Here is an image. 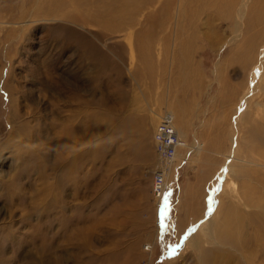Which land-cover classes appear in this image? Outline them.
<instances>
[{
	"label": "rangeland",
	"instance_id": "rangeland-1",
	"mask_svg": "<svg viewBox=\"0 0 264 264\" xmlns=\"http://www.w3.org/2000/svg\"><path fill=\"white\" fill-rule=\"evenodd\" d=\"M263 45L264 0H0V264H197L194 226L217 239L203 229L228 203H264ZM12 105L43 130L37 143L11 129ZM164 111L184 125L180 142L202 147L182 144L174 166L153 147ZM85 113L88 126L66 135ZM65 135L74 175L60 198ZM155 169L166 171L158 205ZM243 229V247H216L219 264H264V232Z\"/></svg>",
	"mask_w": 264,
	"mask_h": 264
},
{
	"label": "bare ground",
	"instance_id": "bare-ground-1",
	"mask_svg": "<svg viewBox=\"0 0 264 264\" xmlns=\"http://www.w3.org/2000/svg\"><path fill=\"white\" fill-rule=\"evenodd\" d=\"M234 1H237V0H234ZM168 2V1H167ZM170 2V1H169ZM171 3V2H170ZM169 4V3H168ZM263 8V7H262ZM259 10V9H258ZM261 11V10H259ZM256 12H254L255 14ZM263 13V12H262ZM70 19V18H69ZM27 22V21H26ZM125 22V21H124ZM129 22V21H128ZM72 23V22H71ZM80 25H83L81 24V21L79 23ZM110 24V23H109ZM122 24V23H121ZM20 25V24H19ZM79 25V26H80ZM130 25V24H129ZM84 26V25H83ZM116 28V27H114ZM120 28V27H119ZM64 30L65 27L63 28ZM115 30V29H113ZM112 30V31H113ZM76 35V34H75ZM257 40V39H256ZM261 40V39H260ZM254 41V40H253ZM261 42V41H260ZM258 42H255L254 45H257ZM261 44H263V42H261ZM260 45V44H259ZM258 46V45H257ZM251 47H253V44L251 45ZM262 49H261V54H260V59H259V62L261 64V66L263 67L262 69H264V45L261 46ZM256 49H258L256 47ZM259 55V54H258ZM257 55V56H258ZM262 56V57H261ZM254 58H255V55H254ZM256 59V58H255ZM258 59V58H257ZM256 59V60H257ZM256 63V62H255ZM262 71V70H261ZM259 80V79H258ZM253 81V80H252ZM255 82V81H253ZM7 88V87H6ZM250 89V88H249ZM7 91H8V88H7ZM250 93L251 95L255 93L254 90L248 92ZM264 94V93H263ZM248 99L250 98H247V97H244V99L241 100V103L242 101H248ZM261 100H264L261 99ZM260 100V101H261ZM244 103V102H243ZM242 103V105H243ZM14 104V103H13ZM257 105L260 104L259 102L256 103ZM264 104V103H263ZM54 112V111H53ZM55 114L57 112H54ZM163 113H166V114H170L169 112L167 111H164L162 112ZM161 114V115H162ZM14 111H13V105H12V108H11V119H10V124H11V129H13V127L17 128L19 130V135L21 138L25 139V141L27 142L26 140V137L28 136H34L36 137V143H37V140L40 139L39 136H41L40 134H42L43 130L41 129V127L37 124V122L35 121V123H33V125H30L29 122L27 121H21L19 119L16 120V118H14ZM58 115V114H57ZM160 115V117H161ZM85 116L87 117L86 113L85 115L82 117V119H80V121L77 123V126H74L73 124L71 125H68L67 129H66V135L70 136L72 135V133H77V130L79 129V127L83 128L84 126H88V123L86 122V118ZM171 116V114H170ZM152 119V118H151ZM159 120V118H158ZM169 124L171 126V128L174 130V132L176 133V139H177V142L174 146V150H173V153L172 155L169 157V158H165V157H162L161 156V159H162V165H164L165 163H174L173 166L175 165V161L177 159H181L179 158V155H181L180 153L178 154L177 151L178 149H180L182 147V144L183 146H186L185 148L187 149H195V151H199V150H202V147L200 145H198L196 142H193L191 145L189 144H186L185 141H179V139L177 138V136L180 138V139H183V140H186V133H185V128H184V125L183 124H178V123H173V118L171 116V118H169ZM157 125V124H156ZM66 127V126H65ZM156 128V127H155ZM256 128V127H255ZM254 128V129H255ZM258 128V127H257ZM257 128L255 130H257ZM155 133V132H154ZM153 133V135H154ZM79 134V133H78ZM77 134V135H78ZM123 134H125L123 132ZM62 136V140H63V143L64 145L62 146V149L59 150V151H56V153H58V157H59V164L58 166L56 167V174H54V177L56 179V192H55V195L56 197H62L61 195L63 194V189H64V186L66 185V183L73 177L74 173H73V168H70V165H71V162H73L74 159H70L68 158L65 154L60 156V152H63V147H66L71 150L72 149V142L70 141V139L68 138V136ZM10 142H13V143H16V145L18 146V149L20 150H25L26 148H28V144L26 142H22L21 140H10ZM66 143V145H65ZM30 144V143H29ZM62 144V143H61ZM34 146V145H33ZM33 146L31 148H33ZM236 146V145H235ZM28 152V151H27ZM34 151H32L33 153ZM44 151H41V150H36V153L35 155H31L32 156V159H36L35 156H46L44 153ZM18 153V152H17ZM157 153V152H156ZM27 154V153H26ZM158 155V154H157ZM185 155V153H184ZM30 156V155H29ZM28 156V157H29ZM159 156V155H158ZM76 158V157H75ZM228 160H230L231 158H233V156H227ZM33 159V161H34ZM30 161V160H29ZM36 161V160H35ZM25 162V161H23ZM62 162V163H60ZM30 165V164H29ZM33 166V165H32ZM30 167V166H28ZM60 167V168H59ZM171 167V166H170ZM156 170V169H155ZM160 170V169H159ZM167 178V177H166ZM163 183V185H162ZM162 183L160 184L159 188L156 189L157 190V196L155 198V205H158V203H160V200L162 199V194L163 192L165 191L164 189V180L162 181ZM55 184V183H54ZM53 185V184H52ZM168 185V183H167ZM54 187V186H53ZM167 187V186H166ZM55 188V187H54ZM245 188H248V190L250 191V187H241V190L243 191V193L246 192ZM51 189V188H50ZM55 190V189H54ZM65 190V189H64ZM247 190V191H248ZM51 191V190H50ZM158 191H160V193L158 194ZM259 191V190H258ZM251 194V192H250ZM262 194V193H261ZM242 196V195H241ZM52 197V196H51ZM158 197V198H157ZM261 197V196H260ZM54 198V197H53ZM52 198V199H53ZM258 198V197H256ZM264 199V198H263ZM49 200V199H48ZM59 200V199H58ZM62 200V199H61ZM53 201V200H52ZM66 201V200H65ZM232 201V200H231ZM56 202V201H55ZM59 203V202H58ZM225 203V202H224ZM227 203V202H226ZM253 203V199L252 197L249 195V197H247L245 199V201L242 203V205L240 204H237L235 201H233L232 203H228L227 207H228V212L225 211L224 213V217L223 214L220 215L222 217L221 221H219L218 218H214L213 217V220L210 219L209 222V227L203 229V230H206V233H210L211 232V229L213 231H215L216 234H219L220 236L216 239L214 236L210 235V236H207V238L205 239H201L198 237L197 235V231H198V228L196 229V226L193 227V230L189 232V235L187 237V245H189L191 248H193L192 252L193 254L196 255V259H197V264H219V262L221 261L222 259V255L215 252L216 251V247H233V246H240L242 244V247L245 245V243H247L249 241V238H251L250 234H247L244 232V229H249V228H252V229H255L254 231L258 234H259V231L261 232H264V221L262 219V217H264V203H262L260 201V199L257 200L256 203L252 204ZM44 205H42L39 209H40V213L43 211L44 214L46 216H48V212H51V206L50 205H53V202L49 203H43ZM63 204V203H62ZM73 204V203H72ZM60 205V203H59ZM70 205V204H69ZM256 208L255 212L251 209L247 210L245 207H253V206ZM56 206V205H55ZM62 207V205H61ZM60 207V208H61ZM74 207V205H73ZM225 207V206H224ZM223 207V208H224ZM75 208V207H74ZM77 208V207H76ZM38 209V210H39ZM53 209V208H52ZM64 209V208H63ZM258 209H260L259 211H257ZM56 210V209H55ZM246 210V211H245ZM58 211V210H57ZM67 211V210H66ZM71 211V210H69ZM73 211V209H72ZM247 211H250V212H247ZM55 212V211H54ZM56 213V212H55ZM63 213V212H62ZM61 213V214H62ZM223 213V212H221ZM57 214V213H56ZM61 214L60 217H61ZM71 214V213H70ZM39 215V214H38ZM43 215V214H42ZM54 214H52L53 216ZM65 215V213H64ZM44 216V215H43ZM44 216V217H46ZM72 216V215H71ZM70 216V218H71ZM196 216H200V215H196ZM208 216V215H207ZM40 218L42 216H39ZM63 217V216H62ZM66 217V216H65ZM39 218V219H40ZM56 218V217H55ZM198 218V217H197ZM41 220V219H40ZM48 220V219H47ZM55 220V219H54ZM190 220V218H189ZM71 221V220H70ZM188 221V220H186ZM185 221V222H186ZM48 223V221H45ZM57 222V221H56ZM66 222V220H65ZM64 222V223H65ZM183 222V220L181 222H179V228L183 231L185 229H187V226H186V223ZM39 223V222H38ZM44 223V222H43ZM50 223V221H49ZM58 223V222H57ZM62 223V221H61ZM67 223V222H66ZM46 225V224H44ZM48 225V224H47ZM59 225V224H58ZM61 225V224H60ZM59 225V226H60ZM51 226V225H50ZM83 226V225H82ZM67 227V226H66ZM62 228V227H60ZM189 228V227H188ZM192 228V227H190ZM47 229V228H46ZM63 229V228H62ZM55 230V229H54ZM93 230V229H92ZM250 230V229H249ZM248 230V231H249ZM81 231V230H80ZM241 231V233H240ZM254 231L252 232V234H254ZM185 232V231H184ZM201 232V231H200ZM250 232V231H249ZM261 232V233H262ZM69 233V231H68ZM92 233V232H91ZM110 233V232H109ZM42 234V233H41ZM87 234V233H86ZM212 234V233H211ZM43 235V234H42ZM47 235V234H46ZM85 235V234H84ZM257 235V236H258ZM54 236H55V232H49V236L48 238H46L45 234H44V237L43 239L41 238V247L42 248H49V247H52L53 246V239H54ZM62 236V235H61ZM70 236V235H68ZM254 236V235H252ZM261 236V235H260ZM72 237V236H71ZM70 237V238H71ZM256 237V236H255ZM53 238V239H52ZM84 239V238H83ZM238 239V240H237ZM85 241V240H84ZM83 241V242H84ZM88 241V240H87ZM247 241V242H246ZM90 242V240H89ZM204 242V243H203ZM220 243V244H219ZM204 244H214L215 246L214 247H205ZM222 244V245H221ZM220 249V248H219ZM242 249V248H241ZM152 254V253H151ZM113 256V254H110ZM48 257H50V255H48ZM58 257V256H57ZM92 255L90 256V261H92L93 259L91 258ZM226 257V256H225ZM232 258L234 256H231ZM54 258V257H53ZM56 258V257H55ZM109 258V256H108ZM104 259V258H103ZM107 259V258H106ZM56 260V259H55ZM99 260V259H98ZM110 262L109 263H105V264H117V263H114V261H112V259H110ZM58 261V260H57ZM105 261V260H104ZM88 262V261H87ZM101 262V261H100ZM86 263V262H85ZM121 264H124V262H122Z\"/></svg>",
	"mask_w": 264,
	"mask_h": 264
},
{
	"label": "built area",
	"instance_id": "built-area-1",
	"mask_svg": "<svg viewBox=\"0 0 264 264\" xmlns=\"http://www.w3.org/2000/svg\"><path fill=\"white\" fill-rule=\"evenodd\" d=\"M170 114L163 113L157 122L156 128L154 130L153 140H154V151L157 152L159 157L169 158L174 150V146L177 142L176 133L171 128L169 124ZM166 171L162 172L156 169L153 173L152 185L155 189H158L163 181ZM164 194V192H163ZM162 194V196H163Z\"/></svg>",
	"mask_w": 264,
	"mask_h": 264
},
{
	"label": "snow or ice",
	"instance_id": "snow-or-ice-1",
	"mask_svg": "<svg viewBox=\"0 0 264 264\" xmlns=\"http://www.w3.org/2000/svg\"><path fill=\"white\" fill-rule=\"evenodd\" d=\"M173 254H175V251L173 250Z\"/></svg>",
	"mask_w": 264,
	"mask_h": 264
},
{
	"label": "water",
	"instance_id": "water-1",
	"mask_svg": "<svg viewBox=\"0 0 264 264\" xmlns=\"http://www.w3.org/2000/svg\"><path fill=\"white\" fill-rule=\"evenodd\" d=\"M165 193V192H164ZM163 196H164V194H163Z\"/></svg>",
	"mask_w": 264,
	"mask_h": 264
}]
</instances>
